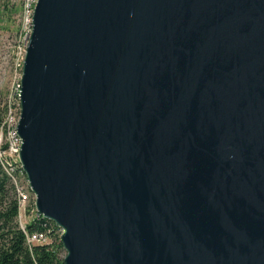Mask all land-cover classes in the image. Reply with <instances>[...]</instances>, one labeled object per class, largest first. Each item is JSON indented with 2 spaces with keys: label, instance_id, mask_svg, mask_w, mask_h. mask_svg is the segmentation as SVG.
<instances>
[{
  "label": "water",
  "instance_id": "obj_1",
  "mask_svg": "<svg viewBox=\"0 0 264 264\" xmlns=\"http://www.w3.org/2000/svg\"><path fill=\"white\" fill-rule=\"evenodd\" d=\"M19 104L63 264H264V0H38Z\"/></svg>",
  "mask_w": 264,
  "mask_h": 264
},
{
  "label": "built area",
  "instance_id": "obj_2",
  "mask_svg": "<svg viewBox=\"0 0 264 264\" xmlns=\"http://www.w3.org/2000/svg\"><path fill=\"white\" fill-rule=\"evenodd\" d=\"M38 0H20V20H21V30L19 33L20 44L22 45L21 52V64L23 57L25 55L26 44L29 40V36L32 30V15L34 8ZM19 90H20V81L15 86V98L16 105L12 106L7 102V108L3 116L1 125H0V164L3 167L6 175L9 177L12 182L16 198L18 201V214L25 213L27 209V202L29 197V185L27 182L26 175L22 169L19 152L21 148V139L17 133V124L20 117V104H19ZM32 199V220L45 219L41 223L44 226L43 230L35 231L33 233H28L25 231V223L20 224V228L25 233L26 244L31 248L32 245L36 243H50L52 235L57 233L59 235V229L54 231V227H51L52 223L41 214L37 212L34 206V197ZM40 221V220H39ZM58 231V232H57Z\"/></svg>",
  "mask_w": 264,
  "mask_h": 264
},
{
  "label": "trees",
  "instance_id": "obj_3",
  "mask_svg": "<svg viewBox=\"0 0 264 264\" xmlns=\"http://www.w3.org/2000/svg\"><path fill=\"white\" fill-rule=\"evenodd\" d=\"M12 6L19 11L20 1L12 3ZM8 8V2L0 0V13ZM6 108V105L0 107V125ZM17 214L18 201L14 186L0 164V264H63V249L58 235H52L50 243H36L30 248L26 244L25 233L16 221ZM39 220L27 223L25 231L33 233L43 230L41 223L47 220ZM50 224L54 231L58 229L54 223Z\"/></svg>",
  "mask_w": 264,
  "mask_h": 264
},
{
  "label": "rangeland",
  "instance_id": "obj_4",
  "mask_svg": "<svg viewBox=\"0 0 264 264\" xmlns=\"http://www.w3.org/2000/svg\"><path fill=\"white\" fill-rule=\"evenodd\" d=\"M1 1H7L9 8L0 13V107L7 105V102L12 106L16 105L14 91L21 77V52L23 48L19 36L21 30L20 10L18 11L15 6H12V3L20 0ZM32 196L34 197V194L29 190L26 212L16 217L19 227L21 223L27 224L32 220L33 208L30 198ZM58 233L59 235L55 234L60 237V229ZM61 255L64 256V250Z\"/></svg>",
  "mask_w": 264,
  "mask_h": 264
},
{
  "label": "bare ground",
  "instance_id": "obj_5",
  "mask_svg": "<svg viewBox=\"0 0 264 264\" xmlns=\"http://www.w3.org/2000/svg\"><path fill=\"white\" fill-rule=\"evenodd\" d=\"M38 2V1H37ZM27 178V177H26ZM27 182H28V180H27ZM28 185H29V183H28ZM29 188H30V186H29ZM31 191V190H30ZM32 192V191H31ZM49 221H51V220H49ZM52 222V221H51ZM53 223V222H52ZM59 229V228H58Z\"/></svg>",
  "mask_w": 264,
  "mask_h": 264
}]
</instances>
